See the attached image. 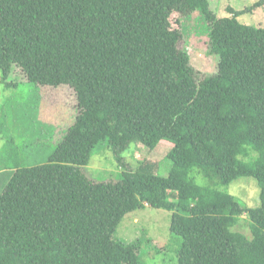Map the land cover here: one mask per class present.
I'll return each mask as SVG.
<instances>
[{
  "label": "trees",
  "instance_id": "1",
  "mask_svg": "<svg viewBox=\"0 0 264 264\" xmlns=\"http://www.w3.org/2000/svg\"><path fill=\"white\" fill-rule=\"evenodd\" d=\"M250 9L217 16L209 0H0V86L68 87L77 108L45 162L20 163L18 155L32 159L31 143L0 139V170L11 167L0 190V264H144L140 238L113 235L145 207L171 212L177 264H264V26L237 18ZM174 11L199 12L215 72L197 77L178 48L184 25L171 27ZM102 140L120 166L131 143L152 150L168 141L171 166L162 176L159 161H139L97 181L83 166ZM242 177L255 179L257 206L222 189ZM243 215L249 236L236 229Z\"/></svg>",
  "mask_w": 264,
  "mask_h": 264
},
{
  "label": "rangeland",
  "instance_id": "2",
  "mask_svg": "<svg viewBox=\"0 0 264 264\" xmlns=\"http://www.w3.org/2000/svg\"><path fill=\"white\" fill-rule=\"evenodd\" d=\"M256 1L209 0V3L217 16L229 15L227 7L236 10L249 7L251 9L240 14L237 17L238 20L245 24L264 26V3L255 6ZM169 21L172 28H180L184 25L182 37L177 45L178 48L188 53L197 77L215 72L218 57L209 51L208 29L199 12L195 11L188 17H181L178 12L174 11ZM43 87V85L27 81H19L13 88L5 89L0 86V134L2 135L0 139L9 142L10 137H13L17 142L25 141L26 145L31 143L28 151L34 149L30 161L23 160L18 155L20 163L45 162L48 155L52 153L54 145L61 139L59 135L63 133L65 125L69 124L71 118L77 113V108L73 109V105H76V97L71 88ZM39 96L40 103L37 105ZM34 103L37 105V112L36 110L34 112ZM27 104H32V111H29L31 109L27 107ZM35 118L42 123L36 121ZM169 143L168 141L159 142L152 150L140 144L131 143L122 152V162L126 165L120 166L111 153L108 141L102 140L92 150L88 165L83 167L90 169L88 173L90 177L97 181H105L121 177L123 169H134L139 161L154 163L159 161L157 173L165 176L171 166V161L166 156L170 149ZM12 145L14 146L13 142ZM7 153L8 149H0L1 158L5 159ZM9 168H7L8 171H10ZM7 170H0V190L9 179L10 172ZM195 180L199 184L205 182V179L197 174H195ZM222 189L233 194L247 207L259 204V188L255 179L251 177L238 178L223 186ZM170 215V211L152 207L128 212L120 220L113 237L125 243L140 238L139 257L144 264H177L180 237L169 230ZM236 229L250 235L244 215L239 219Z\"/></svg>",
  "mask_w": 264,
  "mask_h": 264
}]
</instances>
